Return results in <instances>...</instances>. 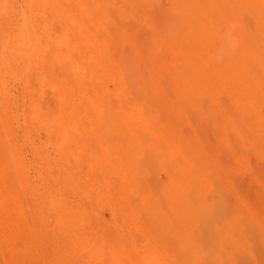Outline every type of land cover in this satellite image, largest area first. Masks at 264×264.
<instances>
[{"label":"bare ground","instance_id":"bare-ground-1","mask_svg":"<svg viewBox=\"0 0 264 264\" xmlns=\"http://www.w3.org/2000/svg\"><path fill=\"white\" fill-rule=\"evenodd\" d=\"M246 256L264 0H0V264Z\"/></svg>","mask_w":264,"mask_h":264},{"label":"rangeland","instance_id":"rangeland-1","mask_svg":"<svg viewBox=\"0 0 264 264\" xmlns=\"http://www.w3.org/2000/svg\"><path fill=\"white\" fill-rule=\"evenodd\" d=\"M133 209H137V210H139V207H135V208H133ZM167 209H169V208L164 207V210L167 211ZM108 215H109V214H108L107 212L104 213V217H105V218H108ZM97 223H100V220H99V222H97ZM188 227H189L190 229L193 230V229H195V228L197 227V224L193 221L192 223H189ZM157 228H159V226H157ZM159 229H165V226L162 225ZM166 241H168V240H166ZM254 257L257 258L256 261H253V260H252V256H246L247 261H246L245 264H263V261H262V260H264V256H254ZM179 261H180V260H179ZM178 264H182V262H179Z\"/></svg>","mask_w":264,"mask_h":264}]
</instances>
